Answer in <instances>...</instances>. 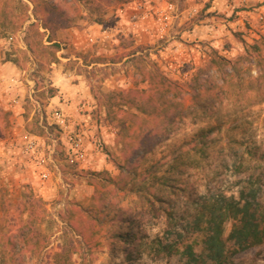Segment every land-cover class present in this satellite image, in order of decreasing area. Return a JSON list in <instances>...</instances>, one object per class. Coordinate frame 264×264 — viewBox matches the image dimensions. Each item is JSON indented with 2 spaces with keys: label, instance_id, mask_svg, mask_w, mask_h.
<instances>
[{
  "label": "rangeland",
  "instance_id": "obj_1",
  "mask_svg": "<svg viewBox=\"0 0 264 264\" xmlns=\"http://www.w3.org/2000/svg\"><path fill=\"white\" fill-rule=\"evenodd\" d=\"M21 1L27 7L0 0V40L15 38L10 50L0 46V62L17 67L16 97L28 125L43 128L36 136L49 176L41 177L20 143H0V264H182L180 242L201 250L202 233L189 228L194 201L221 193L237 200L252 188L264 209V0ZM169 5L160 31L157 11ZM2 13L10 15L5 29ZM48 36L60 47L49 64L40 47ZM154 68L178 96L153 99L144 77ZM56 74L64 78L59 87L50 84ZM77 83L73 125L84 135L83 162L70 161L65 132L46 107L50 88L58 95L60 86ZM125 90L137 92L133 103ZM1 102L3 137L15 119L5 109L10 101ZM201 132L203 148L192 149ZM151 185L158 195H147L152 208L145 201ZM115 210L125 214L123 223L112 220ZM71 217L79 224L94 219L99 244L89 250L71 232ZM9 219L11 228L22 225L37 236L26 243L16 229L11 247ZM234 223H224V236ZM131 237L148 244L129 245ZM157 242H175L179 252L157 256L151 248ZM233 248L227 241L223 264H264V240Z\"/></svg>",
  "mask_w": 264,
  "mask_h": 264
},
{
  "label": "trees",
  "instance_id": "obj_2",
  "mask_svg": "<svg viewBox=\"0 0 264 264\" xmlns=\"http://www.w3.org/2000/svg\"><path fill=\"white\" fill-rule=\"evenodd\" d=\"M17 3L27 7L21 0H16ZM3 16L5 13H2ZM7 17L10 15L5 14ZM5 16L1 17V25L2 29L8 28V25L4 23ZM11 22V21H10ZM12 22L9 24V27H12ZM46 29L45 27H43ZM48 44L40 46L42 49H46L47 55L51 56L50 58L46 57V60L49 63L53 62L55 58V53L60 49L57 41L50 39L47 37ZM36 48V47H35ZM32 52L35 51L34 48H31ZM9 60V59H6ZM40 63V62H39ZM42 64V62H41ZM39 69H34V75L37 73ZM37 75V74H36ZM36 78V77H35ZM149 84V91L151 94H154L155 98L161 97L162 99L167 98L168 94L172 96H178L180 94L178 88L169 81L162 73H160L156 68L148 70L145 73L144 77ZM36 83L37 80H35ZM53 95V88L49 89V96ZM127 103H133L134 95H137V92L132 90H125L122 93ZM36 102H39L35 99ZM40 103V102H39ZM24 107V106H23ZM138 110L145 112V108L140 104H136L135 106ZM131 115L136 117L135 114ZM27 120V114L25 112V121ZM34 126H29L27 121L25 123V129L32 135H41L43 133V128L40 127L37 123ZM206 135L204 132H201L198 135V138L193 139L191 142L192 149L198 148L199 151L203 148V143ZM132 158V162L134 163L135 156L132 153L130 155ZM134 172V170H133ZM90 183L99 184V181L96 178H92L89 180ZM126 183V182H123ZM145 201L148 202L149 207H153V200H151L147 195L153 196L157 199V192L151 186L145 187ZM194 215L193 219L189 224V228L192 230H196L202 233L201 239V250L197 252L194 249L193 243H183V248L181 250V254L184 256L185 261L182 264H223L226 260V252H227V241L231 240L234 244V248L232 251L245 250L249 247L256 246L264 240V209H261L260 202H258L256 198L255 189H249L247 193L241 192L239 199L235 200L232 196H226L224 194H212L208 195L200 199L199 201H194ZM116 217L112 219L113 221H118L123 223L124 213L120 210H115ZM81 213V212H80ZM73 216V215H71ZM68 226L74 234H78L83 242L87 245V248L95 247L99 244V241L96 237L97 228L95 227V220H88V223L79 224L76 219L73 217L67 218ZM129 219V218H127ZM228 219H233L235 223L231 227L227 236H224V223ZM131 220V219H129ZM8 224L10 225L9 233L7 236V244L12 247V242L15 239V234L13 231H17L18 237L24 242H29V236L32 237L37 236V232L31 230V232L26 233L22 229L23 226L18 225L15 228L12 220L9 219ZM172 225L171 222H169ZM114 238L117 240L124 239L122 236L114 235ZM129 245H133L134 247L141 248L142 246L148 244L147 242H142L140 239L136 237L129 238ZM179 243V244H180ZM126 246L127 248L129 247ZM154 253L157 256H170L179 252L178 247L175 242H169L162 244L161 242H157L155 246L151 247ZM150 249V250H152ZM139 250V249H138ZM58 253V252H57ZM58 255V254H57Z\"/></svg>",
  "mask_w": 264,
  "mask_h": 264
},
{
  "label": "crops",
  "instance_id": "obj_3",
  "mask_svg": "<svg viewBox=\"0 0 264 264\" xmlns=\"http://www.w3.org/2000/svg\"><path fill=\"white\" fill-rule=\"evenodd\" d=\"M11 65V66H10ZM13 65V66H12ZM57 68H54L53 70H51V72H55L57 73L58 71V65L56 66ZM11 68V69H10ZM17 67L12 64L10 61L4 60L0 62V103L1 99L4 100H9L10 102H8L9 105H5V109L8 110L9 112V118L11 119L10 121L13 122L12 119H15L14 123L12 124L11 127H8V129H6L5 135L3 137H0V143H5L7 144V146H11L12 143H21V135L25 132H28L25 129V119H24V115L23 113H25V109L22 105L21 100L19 99V103L17 104H13L11 102V100L16 97L17 95L19 96L20 94L17 92L20 90V85L16 84L18 83V79L17 76L15 75V73H11V71L14 72V69H16ZM57 75V74H56ZM55 75V81L54 83H50L51 85H55V87H59L57 86L58 84H60V80L64 79V78H58L59 74L56 76ZM14 77L16 78V81L14 83L9 82V78L10 77ZM60 77V76H59ZM64 80H62L63 82ZM11 85L10 88H8V85ZM64 84V83H63ZM81 86L80 83H77V85L74 86H65L62 85L60 86V89L58 90V95H51L49 96V101L46 105L47 109L50 110L51 108H62V110L67 113L68 115H70V117L72 118V120L74 119V117L76 116V108L78 106V104L81 102ZM61 94V96L64 97V101H60L59 95ZM78 103V104H77ZM3 105V104H2ZM60 105V106H59ZM9 107V108H6ZM76 118V117H75ZM29 133V132H28ZM3 145V144H2ZM1 152H3V150H0V154Z\"/></svg>",
  "mask_w": 264,
  "mask_h": 264
},
{
  "label": "built area",
  "instance_id": "obj_4",
  "mask_svg": "<svg viewBox=\"0 0 264 264\" xmlns=\"http://www.w3.org/2000/svg\"><path fill=\"white\" fill-rule=\"evenodd\" d=\"M172 10V5L167 6L164 10L157 11V21L160 25V31H162L166 27V20L168 19V15L166 14V10ZM13 35H8L0 40V46L5 50H10L13 46L14 41ZM16 78L13 76L9 78V82L14 83ZM7 87L10 88L11 85ZM11 102L13 104L19 103V99L14 97ZM50 117L52 118L54 124H56L63 132H65V142L68 145L67 154L71 162H83L86 160L87 152L84 148V135L81 131L74 129L73 120L60 108H51L49 110ZM22 142L20 143L19 149L21 153L34 155L35 165L41 167V177L47 178L49 176L48 169L46 168V163L48 158L44 156V154L40 153V149L44 148V143L41 139L32 135L28 132H25L21 135Z\"/></svg>",
  "mask_w": 264,
  "mask_h": 264
}]
</instances>
